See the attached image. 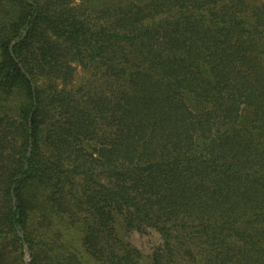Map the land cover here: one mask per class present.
<instances>
[{"label": "trees", "instance_id": "obj_1", "mask_svg": "<svg viewBox=\"0 0 264 264\" xmlns=\"http://www.w3.org/2000/svg\"><path fill=\"white\" fill-rule=\"evenodd\" d=\"M58 223L96 264H264V0H0V264H71Z\"/></svg>", "mask_w": 264, "mask_h": 264}, {"label": "rangeland", "instance_id": "obj_2", "mask_svg": "<svg viewBox=\"0 0 264 264\" xmlns=\"http://www.w3.org/2000/svg\"><path fill=\"white\" fill-rule=\"evenodd\" d=\"M52 234L53 238L56 240L55 249H58V251L65 257H74L71 264H96L88 255L84 253L80 244L79 235L73 228H68L62 223H58L53 225L47 232V238H49ZM131 241L138 246L144 254H149L156 241V235H139L134 233L131 235ZM5 249L7 251L8 258L20 255L23 251L22 258L24 260V264H29L31 262V252L27 245H24L23 249H20V246L18 247L12 243H6Z\"/></svg>", "mask_w": 264, "mask_h": 264}]
</instances>
